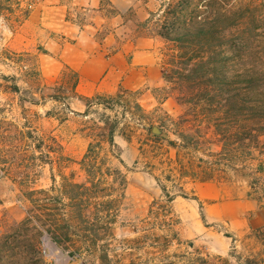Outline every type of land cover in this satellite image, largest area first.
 Here are the masks:
<instances>
[{
  "label": "rangeland",
  "instance_id": "rangeland-1",
  "mask_svg": "<svg viewBox=\"0 0 264 264\" xmlns=\"http://www.w3.org/2000/svg\"><path fill=\"white\" fill-rule=\"evenodd\" d=\"M138 1L121 11L103 0L94 12L82 0H0V264H184L198 252L213 264H264V207L250 196L246 170L264 152L253 159L244 144L228 152L216 117L190 111L176 91L171 43L159 34L165 24L213 22L207 49L191 48L223 60L207 75L264 74V0ZM81 36L94 81L107 64L122 67L150 49L161 86L78 91ZM152 124L173 140L180 126L197 149H153ZM207 183L227 200L256 203L244 227L207 218L211 202L199 196Z\"/></svg>",
  "mask_w": 264,
  "mask_h": 264
},
{
  "label": "trees",
  "instance_id": "trees-1",
  "mask_svg": "<svg viewBox=\"0 0 264 264\" xmlns=\"http://www.w3.org/2000/svg\"><path fill=\"white\" fill-rule=\"evenodd\" d=\"M4 10L5 8L0 9V16L3 15ZM213 32V22H201L193 25V28L184 29L165 24L159 34L171 43L168 47L171 53L169 64L171 67L178 65L176 78L178 80L175 82L176 91H179L178 96H181L183 100L188 96L187 103L195 106L190 110L195 115L207 113L216 117V125L221 137L218 141L227 147L228 152H242L244 144L246 152H252L251 158L256 159L253 152H264V74H247L237 76L234 80L215 72L212 76H208L207 72L211 70V63L221 64L223 60L212 58L206 60L204 55L194 54L191 48L194 44H199L203 46L202 51L206 50ZM161 110L159 106L154 109L155 112ZM161 122L164 123L163 120ZM159 128L152 124L148 129L150 135H153L151 139L153 144H150L154 145L153 149H163L165 142L179 150L189 149L191 145L195 147V142L190 141L189 137L179 129L180 126L177 133L171 132L175 133L177 140L168 138L170 132L162 134ZM108 139L110 145L114 146L113 134L110 133ZM257 161L259 163L256 168L250 164L246 166V170L253 179L250 185V196L258 202L260 207H264V182L260 183L264 176V160L257 158ZM181 165L184 171L187 165L182 162ZM53 225L54 223L49 228L51 232ZM53 233L55 240L60 243L61 236L56 232ZM185 259L184 264L214 263L212 258L201 252L186 256ZM169 264L178 263L170 261Z\"/></svg>",
  "mask_w": 264,
  "mask_h": 264
},
{
  "label": "crops",
  "instance_id": "crops-1",
  "mask_svg": "<svg viewBox=\"0 0 264 264\" xmlns=\"http://www.w3.org/2000/svg\"><path fill=\"white\" fill-rule=\"evenodd\" d=\"M102 3L103 0H82L83 6L92 9L94 12L101 11ZM113 3L117 9L126 11L127 9L137 5L139 1L113 0ZM81 41H83L82 36L75 42L74 46L78 54L81 56V59L77 63V70L79 71L78 76L80 78L79 85L77 87L78 91H80V87L83 85L94 88L97 87L100 92L104 87V83H106L107 89L109 87L114 90L117 86L122 85V87L131 91L140 90L145 86H148L151 89L161 86V72L157 66L156 57L150 49L135 52L129 61L126 60L123 62L122 67L114 64L108 66L107 64L106 70L102 75H100V68H98L97 72H99L98 75H100L101 81H94L87 76L88 73L86 72L88 63L93 61L92 58H89L92 53V49L89 48L87 44H80ZM94 43L95 42L93 41L92 46ZM116 57L119 58V55ZM145 104H147V107L148 104H150L148 96L145 98ZM163 104L164 103H161L160 105ZM158 106L159 105H157V107ZM143 109L145 108L143 107ZM199 196L200 200L211 202V204H208L207 206V218L211 220L229 219L230 227L233 230H239L245 226L243 216L247 215L251 211H257V205L253 200H227L224 197L222 188L214 184H204L201 187ZM193 215L196 218V215ZM184 217L191 219L190 216H187V213L184 214Z\"/></svg>",
  "mask_w": 264,
  "mask_h": 264
},
{
  "label": "bare ground",
  "instance_id": "bare-ground-1",
  "mask_svg": "<svg viewBox=\"0 0 264 264\" xmlns=\"http://www.w3.org/2000/svg\"><path fill=\"white\" fill-rule=\"evenodd\" d=\"M46 239H48V238H46ZM47 244H48V246H49V245H52V246L55 247V245H54L52 242H50L49 240H47Z\"/></svg>",
  "mask_w": 264,
  "mask_h": 264
}]
</instances>
